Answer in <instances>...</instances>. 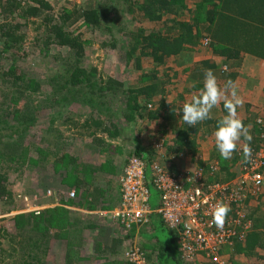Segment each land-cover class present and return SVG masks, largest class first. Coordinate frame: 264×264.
I'll return each mask as SVG.
<instances>
[{
	"label": "trees",
	"instance_id": "trees-1",
	"mask_svg": "<svg viewBox=\"0 0 264 264\" xmlns=\"http://www.w3.org/2000/svg\"><path fill=\"white\" fill-rule=\"evenodd\" d=\"M127 1L130 6L126 10L114 12L111 10L113 6L101 5L100 1L93 0L71 9L63 8L58 18L54 19L47 0H0V53L13 54L15 49L21 48V30L25 25L19 22L20 19L36 23L35 19L41 16L45 23L41 29L43 31L41 38H44L42 46L47 50H57L56 58L65 54V61L60 64L55 75L47 79L52 88L50 92H43L35 77L28 76L23 69L16 66L13 56L8 67L1 66L0 163L4 161L18 164L19 167L26 166V169L30 170L37 168L39 172L49 171L52 176L55 174L50 179L53 185L57 181L55 177H59L58 183L68 186V190L72 189L77 195L83 192L85 200L88 198L96 201L103 194L98 189L99 183L96 180L98 175H95L94 171L103 172L107 168L108 173L118 176L113 172L116 164L107 158L104 163V157L108 155L112 146L127 150V155L120 162L122 167L133 155L144 160L147 164L146 178L151 180L149 161L153 155L144 152L140 145L144 133L143 137L147 141L160 142L163 145L165 142L172 143V146L168 147V152L172 153L169 161L167 160L171 172L202 168L207 182L230 181L237 173L233 166L229 168L228 160L220 161L218 172H211L206 163L196 159L194 155L197 150L195 137L213 133L216 121L225 115L223 104H219L222 113L220 117L204 121L196 127L184 125L179 109L183 103L200 92L193 93L192 96L180 95L178 101L177 96L169 100L167 95L170 87H167V84L180 74L177 70L173 71L174 67L169 63L170 61L173 63L174 60L177 66L182 68V72L198 78L201 84L204 71L211 69L217 80L222 81L221 85H224L228 72L226 62L236 60L243 53L264 60V0ZM126 11L134 14V19L138 18L140 22L149 25L144 29L141 27L126 29L122 24L119 28V31L125 32L124 37L127 39V44L123 45L125 49L123 65L129 69L132 67V70L138 73L134 85L128 84L129 77L117 75L119 72L117 69L106 73L104 70L99 72L93 66L86 68L81 65L84 57L83 47L87 40L83 39L81 33L68 30L80 22L90 32L98 30H101V34L106 32L108 37L113 39V43L108 44L105 40H101L100 43L114 47L121 41L115 38L116 19H120L121 16V19H124ZM85 31L80 32L85 34ZM204 38L208 39L207 44L203 43ZM200 48L209 50L212 57L193 62V53ZM41 49L44 51L43 47ZM217 57L223 58L224 62L219 63ZM144 60L152 62L151 70L144 68L142 63ZM224 65L227 67L226 70H223ZM190 89L200 88L196 84ZM32 91H38L39 95L41 92L47 93V96L41 98L42 100H38L37 97L34 99ZM19 101H22L20 106ZM79 107H85L87 111H80ZM41 109L43 111L39 112ZM84 113L87 115L82 121L80 115ZM247 118L244 121L240 119L250 130L252 136L250 147L254 154L259 149H264V139L261 132L248 121L252 118ZM153 120L157 121V128L150 130L148 134L142 131L140 122L144 121L148 126ZM176 121L180 122L179 128L172 124ZM39 124L43 128L37 129L31 137L33 127H39ZM77 126H79L77 130H70ZM256 133L261 134L260 137L257 138ZM168 135L171 138H168ZM39 137L41 141L45 140L41 146L35 145ZM27 140L30 141L26 143ZM121 142L127 144L126 150L120 146ZM240 142L241 146L245 143L243 140ZM50 145L52 150L46 151ZM236 157L242 160L239 150L233 154V158ZM42 174L44 178L49 177L46 173ZM7 182L6 172L2 171L0 164V200L6 212L15 208L14 193ZM148 187L150 190L149 183ZM262 190L256 196L242 202L245 219L250 221L251 226L244 238L234 237L233 243L226 246L225 251L234 261L232 264H237L234 258L238 255L243 262L246 258H254L260 261V264H264V202H261L264 187ZM54 191L58 194L59 203L74 202L65 198V192L60 190L58 192L56 189ZM150 198L151 195L149 200ZM251 200L256 202L254 206L249 205ZM149 205L151 208L158 205L157 195ZM60 211H63L65 216L66 213L69 214L63 206H57L47 210L48 214L53 215L49 216L48 220L44 213L40 216L26 213L14 215L13 232L4 227L0 228V245L8 243L10 253L0 248V254L7 253L14 264H49L46 256L53 240L64 255L65 263L72 264L74 260L71 257L78 254L81 242L78 234L83 221L74 217L68 229L58 228L51 232V228L60 226L55 217V212ZM230 213L231 211L227 217ZM152 215L147 224L148 226L152 224L151 235H146V232L142 235L147 237V240H152L153 244L140 246L147 261L152 260L154 264H193L182 258L175 232L167 228L157 215ZM137 229L143 231L146 227L133 225L128 231L123 230L125 233L112 239L111 243L102 249L98 243L94 255L100 257L117 253L116 250H119L117 247H121L126 239L123 236L128 233L126 236L133 237ZM164 233H167L166 239L160 236ZM2 260L3 258H0V262ZM109 263L131 264L122 259ZM194 264L205 262L198 260Z\"/></svg>",
	"mask_w": 264,
	"mask_h": 264
},
{
	"label": "rangeland",
	"instance_id": "rangeland-1",
	"mask_svg": "<svg viewBox=\"0 0 264 264\" xmlns=\"http://www.w3.org/2000/svg\"><path fill=\"white\" fill-rule=\"evenodd\" d=\"M89 1H93V0H47V2L50 4L52 8L51 14L54 19L58 18V15L62 12L63 8L71 9L72 7L76 5H82ZM98 1H100L101 5L113 6V9L111 10H113L114 12L115 11L120 12L122 10H126L128 6H130L127 0H98ZM133 15H131L130 13H128V11H126L124 15L125 16L124 19L123 18L121 19L122 16L120 17V19H116L117 25L115 29L116 31L115 38L117 40L121 39V41L117 43V45L114 47L105 46V45H102V43H100L101 40H105L106 42H108V44L113 43V39L109 38L108 37L109 35L106 32L105 34H101V30L90 32V30L86 26H84V24L80 22L68 28V30L71 32L81 33L83 36V39L87 40V44L84 43V47H83L84 57L81 60V65L85 66L86 68H90V66H93L96 69H98L99 72H102V70H104V72L106 73L110 70L117 69L119 71V72L116 71L117 75L122 74L123 77H126V78L129 77V81H127L129 85L136 84L138 73H136L134 69L132 70V67H130L129 69L125 67V65H123L125 63L124 61L125 49L123 48V45L127 44L126 43L127 39L124 37L125 32H122L121 30L119 31V28L122 26V24L125 25L126 29H134L138 27H141L144 29V28H147L149 25L145 24L144 22H140L138 18L134 19ZM35 20L38 23L37 22L33 23L30 20L24 21L20 19L19 22H21L23 26L25 25L24 27H22V30H21V39H20L21 48L18 47L17 49H15L13 54H10V52H5L4 54L0 53V68L1 66L5 68L8 67L11 64L10 58L13 56L15 58L14 63L16 66H19L21 69H23L25 71L24 73L27 74L28 76L35 77V79L42 86L41 90H43V92L45 91L50 92L52 88H50V85L47 83V79L52 78L55 75V71L59 68L60 64H62L65 61V56H64L65 54L64 55L61 54V57L56 58L55 54H57L58 52L57 50L55 49L47 50L46 47L42 46V42L44 38H41L42 36L41 34L43 32L41 29L44 28L45 23L41 16ZM39 23L41 24L39 25ZM83 30L84 31L86 30L85 34L80 32ZM41 47L44 48V51L41 49ZM193 57H197L200 60H204V59H209L210 57H212V54L209 50L205 48H200L199 51L195 50V52L193 53ZM142 63L144 65V68H147L150 70L152 69V62L144 60V62ZM169 64L172 67H174L172 68L173 71L177 70L180 72V74L177 75L178 77L177 76L174 77L175 79L173 81H170L167 84V87H170L169 92L173 94L172 95L173 97L175 93L178 92L177 90L181 91L184 86H189L192 83L191 81H188L187 78H184L185 73L182 72V68L178 67L177 64L174 62V60H173V63H171L170 61ZM188 74L189 73H187L186 75L188 76ZM46 94L41 92L39 95L38 91L37 92L32 91L33 98L37 97L38 100H42L41 98H44L45 96H47ZM21 103L22 101H19L18 105L20 106ZM79 108H80V111H87L85 107H79ZM42 111L43 110L41 109L39 112H42ZM86 115L87 113H84V115L82 116L80 115V119L84 121L86 118ZM261 119L264 121V114H261ZM140 123H142L140 125H142L141 128H142V131L144 132L147 130H151L150 125L154 129L157 128L156 122H153L152 124L148 126L146 125V122L144 121H141ZM36 127L35 128L33 127L32 131L30 132L31 137H33V133H35L37 129L43 128V126L40 124H39V127L37 128ZM78 128L79 126L75 127L74 129H70V130H77ZM143 135L145 134L143 133ZM143 135L141 136V140H146L143 137ZM42 136L43 134L41 132L40 137ZM170 136L168 138H171ZM258 136L260 137V134H258ZM40 137L38 138V140L35 141L36 142L35 145L37 144L40 145L45 141V140L41 141ZM30 140H27L26 143H28V141ZM120 146L125 147V150H126V147H128L127 144H123L122 142L120 143ZM110 148L111 149L109 150L108 155L104 157V163H105V159L107 158L114 165L116 164V169L115 168L113 169V172H116L117 168L121 166L120 162L127 155L126 153L127 150L123 151L120 148L115 147V146H112ZM46 149H48L46 151L50 152L52 150L51 145L48 146ZM196 149L197 150L195 151V154H194V155H198V158L196 159H199L203 163H206V165L208 166V169L215 168V171L213 172H218L220 161H223L224 159H222L219 156L217 151L211 150V147H208L206 150L205 145L202 146V143ZM203 153L208 154V156H206L205 159L203 157L204 156ZM229 163H230L229 168L233 166L235 173H238L239 167L242 165L243 162L242 160L239 159V157H236V158L232 157L230 160H228V164ZM0 164L2 165V171L6 172V175L8 178V182H7L8 186L12 189L14 193V197H15V202H14L15 208L7 212L3 208L2 202L0 200V228L4 227L8 231L13 232L14 228H13L12 217L16 214H21V213L32 214L34 216H40L42 213H44V216L48 220L50 219L49 216L51 217L53 215L50 212H49L50 214H48L47 210H50L57 206H63L69 211V214L66 213V216H65L63 214V211L55 212V217H57L56 219L60 222L59 224L60 226H56V228L55 227L51 228L50 229L51 232L57 230L58 228L66 230L70 227V224L73 222V219H74V215H71V212H72L71 210L73 209L72 207L76 206L77 204L76 198L78 196L77 194H74V196L71 197L69 194L72 191V189L68 190V186L59 184L58 183L59 182L58 180L60 179L59 177H55L57 181L55 182V185H53L52 180L50 179H52V177L55 176V174L52 176V173L49 171L39 172L37 168L30 170V169H26V166L19 167L18 164L5 163L4 161H1ZM94 172H95L94 173L95 175H98V178L96 180L98 181L99 184L102 183V188L104 189V192H107L108 194H110L111 186L114 184V182H116V180L119 182V178H114L113 176H111L113 173L112 174L107 173L108 172L107 168L104 169L103 172L102 171L100 172L94 171ZM261 172L264 175V166ZM42 173H46V175L49 176V177H46L48 179L44 178ZM64 186H66L67 188H64ZM55 189L57 191L60 190L62 192H65L66 194L65 198L67 199L70 198V200H74V202L70 204L69 203L62 204V203H59L60 201L54 200L56 201L54 203H58V204H55L54 206H51V204H48L46 202V199L48 198L54 199L58 197V194H55V191H54ZM262 191L263 190L261 189V192ZM150 195H151V198L149 202L151 203L152 201L156 199V195L158 196L157 191L153 187H150ZM89 201H90L89 204L95 203V201H91V200ZM261 202H264V196ZM97 203L99 204V201H97ZM255 204L256 202H254V200H251L249 202V205L251 206H254ZM118 208L119 207L112 208V209L107 208L106 215H102L103 218L97 214H93L94 211L95 212L99 211V213L101 214V211H104L102 210V208H100L99 210L95 208L86 209V211H89V213L85 216L87 217L85 218V221L88 223V225L92 224L93 221H96V219H99V220L102 219L103 221H106L107 226L106 228L104 227L103 230H102L103 227L94 228V229L86 228L83 230L82 238L84 237L83 239L85 240L82 243L80 242L78 246L79 247L78 254L71 257V259L74 260L72 264H98V263L110 264L109 261H113V260L116 261L117 259H122L128 262L126 258V253L129 252L130 249L135 248V247L140 249V246L142 244H146V245L153 244L152 240H147V237H143L142 235L143 232H146V235H149V236L151 235L150 225L148 226L147 224H145L146 229L143 231L140 229H137L136 230L137 233L134 234L133 237L126 236L128 233L125 234V236H123L124 238H126L125 239L126 241L124 240L122 242L121 247H117L119 249V250H116L118 251L117 253L107 254L106 256L102 255L100 257L94 255L95 246L98 243H100L101 248H102L101 243H103L104 245H109L111 243V242H108L109 240H112L114 238H117L118 236H121L123 233H125L123 232V230L128 231L130 228H132V227L127 228L125 224L121 222V219H119L118 217H116V221H113L114 219L111 218V215L115 217L113 215V212L117 211ZM100 230L102 232H99ZM160 236H162V239H166L167 233H164L163 235H160ZM8 245H9L8 243H3L0 245V248H3L8 253H10V249ZM49 248L50 249L46 256L47 262L49 264H66L64 255H62V253L60 252V249H58V246L57 244H55V241L52 240V243ZM0 258L1 259L3 258L0 264H14V263H11V258L8 257L7 253H3V254L1 253ZM101 258L103 259L101 260ZM107 259L108 261H106ZM234 260L235 262H237V264H256L255 262H253V261H256V259L254 260V258H246L244 259V262H243V259H241L239 255L235 257ZM194 262L195 261H193L192 263L194 264ZM226 262L227 264L234 263V261L231 260L230 254L228 258L226 259ZM154 263L155 262H152V260L151 262L147 261V264H154ZM205 264H209L208 261H205Z\"/></svg>",
	"mask_w": 264,
	"mask_h": 264
},
{
	"label": "built area",
	"instance_id": "built-area-1",
	"mask_svg": "<svg viewBox=\"0 0 264 264\" xmlns=\"http://www.w3.org/2000/svg\"><path fill=\"white\" fill-rule=\"evenodd\" d=\"M203 43L207 44L208 39L204 38ZM226 68L224 65L223 70ZM258 121L263 120L258 117L255 122L264 139V124ZM153 147L156 154L149 161L151 180L146 178L144 160L135 155L127 159L119 177L120 206L113 215L127 228L148 224L151 215H157L177 235L185 261L227 264L226 246L233 243L234 237L244 238L251 226L241 202L263 188L264 149L252 154L250 162L242 163L230 181L220 183L207 182L202 168L171 172L163 161V144L153 142ZM148 183L158 193L155 208L149 205ZM74 194L72 190L69 195ZM220 202L231 207L222 230L211 224L214 208ZM126 258L131 264H147L144 252L136 247L126 253Z\"/></svg>",
	"mask_w": 264,
	"mask_h": 264
},
{
	"label": "crops",
	"instance_id": "crops-1",
	"mask_svg": "<svg viewBox=\"0 0 264 264\" xmlns=\"http://www.w3.org/2000/svg\"><path fill=\"white\" fill-rule=\"evenodd\" d=\"M199 60L200 59H198L197 57H193V62H198ZM217 60L219 63L224 62L223 58H220V57H217ZM228 62H226L228 65V72H226V75H227L226 78L227 79L224 81L226 82L229 79L232 80L237 85L238 94L243 100V104L239 108H237V115H240L239 118L243 119V121L248 119L247 117L252 118L251 120H248V121L250 122V124L252 123V125L255 128H257L255 120L258 117L261 118V114H264V60L257 58L255 56H252L250 54L243 53V54H240V56L236 60H230ZM186 74L187 73H185V75H184L185 77L184 76L183 77L187 78L188 81H191L192 84H190L189 86H184L181 91L177 90L178 92L175 93V95L173 97H172L173 94H171L169 92L167 95V98L169 100H173L174 97L177 96L176 101H178V97L180 95L192 96L193 93L200 92V90L202 88V84L198 81L199 79L194 77V76H191L190 73L188 74L189 77ZM221 82H219V80H218V83L220 85H221ZM196 84L199 85L200 89L191 90L190 88ZM221 86H223V85H221ZM188 88L190 89V92H188V90H189ZM221 114H222L221 108L218 104L213 109V118H218L221 116ZM153 122H157V121L153 120L150 123L152 124ZM172 124L175 128L180 127L179 121H176ZM150 127H151V130L154 129V128H152L151 125H150ZM170 127H172V126H170ZM148 132H150V130L145 131V133H147V134H148ZM255 136L257 138L259 137L257 133L255 134ZM195 140H197V142H196L197 147H199V145L202 143V146L205 145L206 150L208 147H211V150H215L213 133L199 135V136L195 137ZM239 143H241V142H239ZM170 144H172V143L171 142H165L163 145V149H162V153L164 155L163 160H166L165 165H168V168L170 166L167 162L169 161L170 155L172 153V152H168V147H171ZM140 145H141V148L143 150H145L144 152H146L149 155H153V157L155 156L156 152H155V149L153 147V142L146 141V140H140ZM203 154H204V156L203 155L202 156L205 159V157L208 156V154H205V153H203ZM195 157L198 158V155H195ZM122 169H123V167L119 166V168H117V171H116V174H118V176L117 177L113 176V175L112 176L114 178H119V176L121 175ZM64 188H67V187L64 186ZM98 189L101 191L103 196H101L98 200H96L94 204H89L90 199L87 198L85 200V194L83 192H81L77 195L78 197L76 198V202L78 205L76 204V206L72 207L73 209L71 210L72 211L71 215H74V217H77L83 221V226L79 230V234H78V237H81V239H80L81 243L85 240V239H83L84 237L82 238V233H83L84 229H86V228L94 229V228L103 227L102 228V230H103L104 227L106 228V226H107L106 221H103L102 219L101 220L96 219V221H93L92 225H87V223L85 222V218H87V217H85V216L89 213V211H86V209L95 208V209L99 210L100 208H102V210H104V211H101V214L99 213V211L93 212V214H97L100 217H102V215H106L107 208H111V209L116 208V207H119V204H120L121 195H120V190H119V183L117 180L111 186L110 194H108L107 192H104V189L102 188V183L99 184ZM54 200L57 201L58 198L57 197L54 199L48 198V199H46V202L48 204H51V206H54L55 204H58V203H54V202H56ZM97 201H99V204L97 203ZM108 201H110V202H108ZM99 216H97V217H99ZM111 218L114 219L113 221H116V217H113L111 215ZM151 225H150V228H151ZM99 232H102V231L100 230ZM111 241L112 240H109L108 242H111ZM101 244H102V247H107L103 243H101ZM257 250H260V249H257ZM253 262H255L256 264H260V261H257V260L253 261Z\"/></svg>",
	"mask_w": 264,
	"mask_h": 264
},
{
	"label": "clouds",
	"instance_id": "clouds-1",
	"mask_svg": "<svg viewBox=\"0 0 264 264\" xmlns=\"http://www.w3.org/2000/svg\"><path fill=\"white\" fill-rule=\"evenodd\" d=\"M221 103L225 115L219 118L215 124L213 131L215 150L224 160H230L234 152L239 150L242 162L248 163L252 158L250 147L252 136L249 128L237 115V108L243 104V100L238 94L237 85L232 80H227L221 86L213 70L206 69L200 93L193 95L188 102L183 103L179 114L184 125L196 127V125L212 119L213 109ZM258 123H264V121H258ZM241 140L245 141L242 146L239 144ZM230 211V205L223 202L218 203L212 213L211 224L218 230H222Z\"/></svg>",
	"mask_w": 264,
	"mask_h": 264
}]
</instances>
